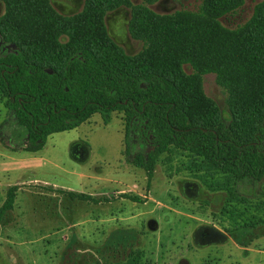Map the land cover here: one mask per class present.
Instances as JSON below:
<instances>
[{"label":"trees","instance_id":"16d2710c","mask_svg":"<svg viewBox=\"0 0 264 264\" xmlns=\"http://www.w3.org/2000/svg\"><path fill=\"white\" fill-rule=\"evenodd\" d=\"M158 1L85 0L80 12L65 15L51 0H0V39L7 45L0 53V94L15 139L39 152L49 136L72 131L95 114L118 112L126 123V153L150 142L151 151L133 159L148 182L158 159L175 149L200 160L196 170L259 187L264 197V0L235 28L221 19L246 0H202L197 10L166 14L151 8ZM122 7L131 12V37L143 43L133 55L106 24L108 13ZM208 74L226 92V114L205 92ZM18 189L6 191L0 223L14 209ZM123 197L143 203L136 195ZM140 258L122 264H141Z\"/></svg>","mask_w":264,"mask_h":264},{"label":"rangeland","instance_id":"374dc122","mask_svg":"<svg viewBox=\"0 0 264 264\" xmlns=\"http://www.w3.org/2000/svg\"><path fill=\"white\" fill-rule=\"evenodd\" d=\"M51 1L58 12L72 15L82 10L85 0ZM260 1L246 0L222 23L229 28L244 24ZM201 2L160 0L151 8L166 14L197 10ZM3 13L0 3V16ZM130 17V10L122 7L108 13L106 24L112 39L133 55L143 43L131 37ZM184 69L193 72L189 65ZM204 89L226 114L227 95L214 74L204 76ZM5 102L0 94V207L8 188L19 189L14 209L0 223V264H122L136 254L141 264H174L181 257L202 264L208 255L217 257L216 250H232L234 264H264V197L259 187L196 170L193 164L201 161L175 149L158 159L148 182L133 159L151 151L150 142L143 144L145 150L137 143L126 153V123L118 112L109 117L95 114L72 131L49 136L41 151L28 152L21 146L24 138L15 139L18 132ZM75 143L88 148L86 160L71 158ZM82 194L96 201L81 200ZM124 194L139 196L143 203ZM192 201L211 203L216 214H210L208 205L201 211ZM221 217L227 218L225 223ZM151 221L156 230L148 227ZM201 225L212 233L221 231L223 237L227 234L228 243L189 248Z\"/></svg>","mask_w":264,"mask_h":264},{"label":"flooded vegetation","instance_id":"af4514ba","mask_svg":"<svg viewBox=\"0 0 264 264\" xmlns=\"http://www.w3.org/2000/svg\"><path fill=\"white\" fill-rule=\"evenodd\" d=\"M7 45L4 44V42L0 39V48H1V52L6 51ZM24 142H26L24 140ZM191 204H196L198 202H190ZM208 205V210H211L212 215L216 214L215 210L212 208V204H203V203H198V208L203 211L204 210V206ZM224 211H222L223 213ZM222 219L221 221L227 220V218H225V220H223L224 218H219ZM156 228V227H155ZM157 229V228H156ZM226 229V228H224ZM236 230V228H235ZM227 233V232H226ZM191 243H189L188 247L189 248H194L195 246L197 247H202V246H210V245H215V246H221V245H226L229 241V238L227 237V234L223 237L221 235V231L218 232L216 231L215 233H212L211 230L206 227L205 225H201L199 226L194 233L192 234V238H191ZM215 254H217V257H213L211 255H208L207 259H205L202 264H227L229 261V264H234L235 263V257H234V253L231 251H229L228 254H222L220 251H215ZM221 254V255H220ZM174 264H191L189 262L188 259L181 257L180 259H178Z\"/></svg>","mask_w":264,"mask_h":264},{"label":"water","instance_id":"95a60500","mask_svg":"<svg viewBox=\"0 0 264 264\" xmlns=\"http://www.w3.org/2000/svg\"><path fill=\"white\" fill-rule=\"evenodd\" d=\"M70 156L75 161L86 160V158L89 157L88 148L86 146L79 144V143H75L74 145H72V147L70 149ZM153 225H156V223L153 221L148 223V227L150 229L156 230V228L153 227Z\"/></svg>","mask_w":264,"mask_h":264}]
</instances>
